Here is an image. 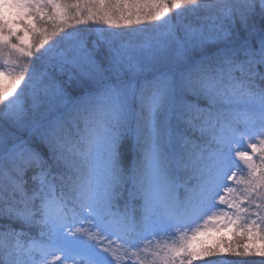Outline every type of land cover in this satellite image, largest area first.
<instances>
[{"label": "snow or ice", "instance_id": "snow-or-ice-1", "mask_svg": "<svg viewBox=\"0 0 264 264\" xmlns=\"http://www.w3.org/2000/svg\"><path fill=\"white\" fill-rule=\"evenodd\" d=\"M209 228L264 264V0H0V264H219Z\"/></svg>", "mask_w": 264, "mask_h": 264}, {"label": "trees", "instance_id": "trees-1", "mask_svg": "<svg viewBox=\"0 0 264 264\" xmlns=\"http://www.w3.org/2000/svg\"><path fill=\"white\" fill-rule=\"evenodd\" d=\"M4 12L9 15V18H12V16L15 13L14 9H8V8H4L3 9ZM17 31H21V29L19 27L16 28ZM22 40L25 43H30L31 42V36L27 33L26 30H24L22 32ZM195 78V75H194ZM8 83H10V81L5 78V84L7 85ZM69 91L73 92V94H75L76 89L74 88V86L69 85ZM188 99L190 101H194L195 97L189 95ZM223 229L220 237H215V235L207 232L206 235H204L203 233L199 235L196 243V246H206V247H218V250L221 252V255L219 256H215V257H211L212 260L219 262V264H231V262H235V261H239V260H258V257L252 258V257H236V256H231L227 254V248L226 245L224 243H222V241H227L229 245H233L234 247H236L237 245H235L233 242L237 239V236L241 235L240 233H237L236 235L233 234L232 231H229L227 229L221 228V230ZM250 243V241H249ZM257 245H259V241L256 242ZM222 248V249H221ZM196 264H203V262H196Z\"/></svg>", "mask_w": 264, "mask_h": 264}, {"label": "rangeland", "instance_id": "rangeland-1", "mask_svg": "<svg viewBox=\"0 0 264 264\" xmlns=\"http://www.w3.org/2000/svg\"><path fill=\"white\" fill-rule=\"evenodd\" d=\"M222 231H223V229L222 230L221 229L217 230L215 228H209L206 232H203V234L206 235V233L209 232V233L215 235V237L218 238V237H220Z\"/></svg>", "mask_w": 264, "mask_h": 264}]
</instances>
